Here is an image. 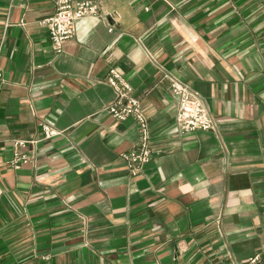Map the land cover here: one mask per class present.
Instances as JSON below:
<instances>
[{"label":"crops","instance_id":"1","mask_svg":"<svg viewBox=\"0 0 264 264\" xmlns=\"http://www.w3.org/2000/svg\"><path fill=\"white\" fill-rule=\"evenodd\" d=\"M57 0H0V264H223L264 254V0H92L55 55ZM116 67L148 119L114 121ZM166 76L212 131L181 136ZM61 134L42 141L39 123ZM14 140L38 141L10 167Z\"/></svg>","mask_w":264,"mask_h":264},{"label":"built area","instance_id":"2","mask_svg":"<svg viewBox=\"0 0 264 264\" xmlns=\"http://www.w3.org/2000/svg\"><path fill=\"white\" fill-rule=\"evenodd\" d=\"M99 8L92 0H57L54 13L43 19L41 25L48 32L51 50L59 55L66 41L75 35L76 23L87 17L97 16ZM169 90L176 102L175 125L181 136H188L196 131H212L214 122L204 106L199 93L182 81L166 76ZM105 83L113 90V102L106 108L110 117L117 122L132 119L138 128L139 139L135 147L120 155L131 177L141 174L154 155L149 131L148 119L143 111L140 100L134 95L133 89L125 76L116 68L108 70ZM2 85V71L0 68V89ZM41 140L47 141L58 137L61 132L50 125L39 123ZM38 141L14 140L13 154L9 161L11 168L18 170L30 162V155L23 150ZM223 264H264V254H255L240 262L227 261Z\"/></svg>","mask_w":264,"mask_h":264}]
</instances>
